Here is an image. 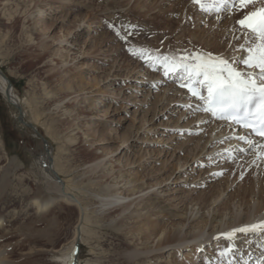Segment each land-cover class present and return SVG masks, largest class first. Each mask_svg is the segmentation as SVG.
<instances>
[{
    "label": "rangeland",
    "instance_id": "374dc122",
    "mask_svg": "<svg viewBox=\"0 0 264 264\" xmlns=\"http://www.w3.org/2000/svg\"><path fill=\"white\" fill-rule=\"evenodd\" d=\"M135 1L141 12L150 7L148 16L130 14ZM260 6L264 0H257L255 7ZM16 9L21 19L12 27L7 10ZM252 9L205 13L193 0H0V69L12 83L25 122L38 130L19 121L0 83V235L9 238L4 248L11 253H1L0 261L52 264L71 242L78 219V208L65 200L71 197L87 210L85 231L98 243L109 242L98 245L91 257L85 241L79 264L264 261V236L226 241L216 223L228 224L257 206V194L249 196L248 204L240 195L247 178L257 191L264 186V168L259 172L264 149L224 144L225 135H215L218 122L200 125L197 114L206 116L201 101L187 96L180 75H165L155 59L162 55L155 51L168 48L180 57L246 56L239 50L244 37L237 21ZM134 29L137 34L130 32ZM128 34L129 39L121 38ZM182 36L189 41L180 42ZM141 49L151 58L141 56ZM42 136L71 197L49 190ZM218 139L221 146L208 151ZM97 157L104 162L91 173ZM114 193L139 198L125 212L104 210L102 198ZM38 198L52 201L46 212L38 208ZM49 223L56 235L46 230ZM177 224L191 236L207 224L205 235L165 246ZM213 232L220 235L204 241ZM121 239L128 246L114 249ZM229 247L232 251L222 255ZM144 250L150 253L124 262L129 253Z\"/></svg>",
    "mask_w": 264,
    "mask_h": 264
},
{
    "label": "snow or ice",
    "instance_id": "6c2138e0",
    "mask_svg": "<svg viewBox=\"0 0 264 264\" xmlns=\"http://www.w3.org/2000/svg\"><path fill=\"white\" fill-rule=\"evenodd\" d=\"M201 11L205 13L234 9L242 11L253 6L251 11L243 14L237 21L244 43L239 50L247 53L238 60L211 55L183 56L177 58L157 56L165 70V75L177 73L182 81L180 86L187 88L191 96L202 102L200 110L210 113L216 119L224 120L244 129H251L252 133L264 138V6L255 7L257 0H193ZM119 35V32L117 33ZM127 39V37H121ZM240 39V37H236ZM141 56L150 54L141 49ZM243 65L244 68H241ZM206 93V94H205ZM250 148L264 149V143H256L247 135H241ZM264 155V152L261 153ZM264 234V221L234 228L222 235L234 241L238 234L247 237L250 233ZM226 248L222 255L230 253ZM70 264H75L76 252L72 253ZM264 264V261L258 262Z\"/></svg>",
    "mask_w": 264,
    "mask_h": 264
},
{
    "label": "bare ground",
    "instance_id": "6f19581e",
    "mask_svg": "<svg viewBox=\"0 0 264 264\" xmlns=\"http://www.w3.org/2000/svg\"><path fill=\"white\" fill-rule=\"evenodd\" d=\"M137 1H135V3H136ZM134 3V5L131 7V10H130V14L131 13H137V14H139V15H141L142 17H145V16H148L149 15V11H150V7L149 6H147V5H145V7L147 8V10H145V11H143V12H141V11H139L138 10V8H140L139 7V5H140V3H136L135 4ZM18 6L19 5H17V8H18ZM27 8V7H26ZM33 8H34V10H36V9H38V2H36L35 1V4H34V6H33ZM142 8H144V7H142ZM141 8V9H142ZM12 10V9H11ZM9 11V10H7L8 11V13H9V19H13V21H11V26L12 27H14L19 21H20V19H21V17H20V14H21V11L19 12L17 9L14 11V12H12V11ZM144 13V14H143ZM33 14H34V12H33ZM33 14H31L30 16H32ZM161 15V14H160ZM13 16V18H10V17H12ZM162 16V15H161ZM156 18V17H155ZM157 19H160V17H158ZM32 21L34 20V19H31ZM160 21V20H159ZM182 23V22H181ZM230 25H231V23H230ZM130 27V26H129ZM150 27V26H149ZM127 29V28H126ZM135 30H137V29H134V30H132V31H130L131 33H133V34H137V32H138V30L137 31H135ZM126 31V30H125ZM171 31V30H170ZM31 34H33V32H32V30H30L29 31ZM129 32V33H130ZM166 33V32H165ZM171 34V33H170ZM173 34V33H172ZM165 35H167V33L165 34ZM134 36H136V35H134ZM125 37V36H124ZM131 37V35H127V38L129 39ZM180 42H182V41H184L185 39H186V41H189L188 40V38H184L183 36L182 37H179V38H177ZM182 40V41H181ZM216 47V46H215ZM171 49V48H170ZM169 48H168V50H160L159 52L158 51H155V52H157L156 54L158 55H160V54H162V55H166V56H169V57H172V58H177V59H179V55H181L180 53H177L176 51H172V50H170ZM215 49V48H214ZM154 52V51H153ZM200 52V51H199ZM222 53V52H221ZM179 54V55H178ZM184 54V53H183ZM200 54V53H199ZM44 55H47V53L46 52H44V54H43V56ZM161 55V56H162ZM185 55V54H184ZM200 55H204L203 53L202 54H200ZM179 56V57H178ZM189 56V55H188ZM207 56V55H206ZM219 56H220V54H219ZM230 57V56H229ZM229 57H224L225 59H229L230 60V62H231V60L233 59V58H229ZM153 60V59H152ZM180 62V61H179ZM178 62V63H179ZM183 62V61H182ZM187 62V61H186ZM240 67L241 68H244V66L243 65H240ZM172 75H174V73H171ZM6 75V74H5ZM7 76V75H6ZM7 78H8V76H7ZM9 79V78H8ZM10 80V79H9ZM0 83L3 85V86H5V88L3 89V94L4 95H6V90H7V86H8V84H7V82L0 76ZM10 83H11V81H10ZM186 91V90H185ZM10 92H11V98H12V101L13 102H16L17 104H18V102L16 101V98H15V96H14V94H13V89H12V83H11V89H10ZM186 92H188V90L186 91ZM189 95V97H192L191 96V93H189L188 92V94H187V96ZM186 96V95H185ZM175 98V97H174ZM173 101V100H172ZM202 104V102L200 103L199 102V105H201ZM19 105V104H18ZM206 116L203 118L202 116H201V114H197V117H196V121H198L199 120V124L200 125H207L210 121H215V122H217L215 119H214V117H212L211 115H210V113H206L205 114ZM215 124V123H214ZM198 125V124H197ZM231 126V125H230ZM227 123H225V122H218V124H216L214 127H215V129H217V134H215V135H225L223 138H224V144L225 143H229V144H233L234 142L238 145V144H240V146L241 147H246V148H250V147H248L249 145L247 144V143H245V144H243L242 143V140H239L238 139V137L239 136H241V135H247L250 139H252V140H254L256 143H264V140H259V139H256V138H253V137H251L250 135H248L245 131H243V130H240V129H238V130H235V128L233 127H230ZM200 127V126H199ZM207 127V126H206ZM231 130H233V132H232V134L234 133V135H231ZM215 132V131H214ZM235 132H237V133H235ZM212 137H214V136H212ZM217 138V137H216ZM209 141V140H208ZM207 141V142H208ZM220 143H221V139H218L216 142L214 141L213 143H211L210 144V147H212L211 149H210V147H209V150L208 151H211L212 152V150L214 149V148H217L218 146V144L220 145ZM206 144V143H205ZM204 144V145H205ZM207 145H205L204 146V150H205V147H206ZM221 146V145H220ZM207 151V152H208ZM219 151V150H218ZM201 154V153H200ZM256 156V155H255ZM46 158L48 159V155L46 154ZM102 157H97V159L96 160H99L98 162H93V164L91 165V173H93V172H95L101 165H102V163L104 162V160L103 159H101ZM249 160V159H248ZM252 158H250V162H252ZM54 164V163H53ZM48 165H49V159H48ZM47 168H48V166H47ZM263 166H261L260 167V169H259V172L260 171H262L263 170ZM54 169V168H53ZM47 171H50L49 169H47ZM50 173L51 172H48L47 173V175L49 176V177H51L50 179H51V181L49 182V190H53V191H56V192H58V193H62V195H64V197H62L61 195V197L62 198H65L66 196L68 197V196H70V195H68L69 194V190H67V187H65V189H64V184H63V181H62V183H60V182H58L57 180H56V177L52 174V176H54V178H55V180L57 181V182H54V181H52V179H53V177L50 175ZM56 174H57V172H56ZM6 175H8L7 173L3 176V178L4 179H6L5 177H6ZM58 175V174H57ZM2 178V179H3ZM248 180V181H247ZM247 180H245V182H244V185H243V188H244V191L241 193V195L240 196H242L241 197V201L243 202V203H246V204H248L249 203V196L250 195H254V194H257L258 195V204H257V206H255V207H252L250 210H248L247 211V213L245 214V215H243V216H241V215H236V216H233V217H231V219H230V222L228 223V224H226V223H223V220H221V219H216V223H218L219 224V228L221 227V230L222 231H224L225 233L226 232H229V231H227V229H229V228H238V227H242V226H245V225H251V224H254V223H259V222H261V221H264V186L263 187H260V189L257 191L256 189V187H255V185L253 184V183H249L250 182V180L247 178ZM5 185H6V183H3L2 184V187H5ZM52 186H53V189H52ZM65 190H66V192H65ZM145 190V189H144ZM71 197V196H70ZM60 198V197H59ZM72 198V200H70V199H65L66 200V202H68V204L69 205H71V206H73V207H75V208H78L77 210H78V219H77V222H76V225H75V227H74V233H73V236H72V240H71V242L68 244V246H66V248L63 250V251H59V253H57V255L56 256H54V258L51 260V263L52 264H70V260H71V252H72V250H73V248L75 247V245H76V243L79 241L80 242V247H81V245L83 244L84 245V243H85V241H86V244L88 245V247H90V254H91V257L92 256H95L96 254H97V249H98V245H101V246H106L107 245V242H108V240L106 239V240H101V242L100 243H98V241H97V237L94 235V234H92V233H89L87 230L85 231V228H84V226H85V223H86V220H88V218H87V210H86V208H85V206L83 205V202L79 199V198H77L78 200H76V198L74 199L73 197H71ZM139 198V197H138ZM138 198H133V199H130L129 200V197H122L121 195H120V193H114V194H112V195H110V196H108V197H104V198H102V204H103V208H104V210H114V212L115 211H120V212H125V211H127V210H129L130 208H131V206L133 205V204H135L136 203V201H137V199ZM37 200H39V198L37 199ZM5 202V199H3L2 200V203H4ZM51 203H52V201L49 199V200H42V199H40L39 201H37L36 202V204H37V206H38V208H40L43 212H46L48 209H49V207H50V205H51ZM139 204V203H138ZM138 206V205H137ZM1 220V219H0ZM88 223V222H87ZM206 226H207V224H205L204 226H203V228L200 230V233L199 234H194V235H192L191 236V233H188V234H184L182 231L184 230V224H177V225H175V226H173V228H171V234H169V236L168 237H166V239H167V242H166V244H165V246H168V245H172V246H176V245H184L185 243H186V241H187V239H190V240H192V241H196V240H199V239H201L204 235H205V228H206ZM38 229H36V228H34V230L33 231H37ZM46 230H48V231H50L49 232V234L50 233H54V235H56V233H57V228H54L53 227V225L51 224V223H49V224H47L46 225ZM32 233V232H31ZM223 233V232H222ZM84 234H85V236H86V238H85V236H84ZM250 234H253V235H257V236H264V234H262L261 232H256V233H250ZM187 235H189L190 237L188 238L187 237ZM220 235V232H216V233H211V234H208V236H207V238L204 240V241H210L212 238H215L216 236H219ZM222 235V234H221ZM242 236H244V235H242V234H238V237H242ZM8 237H4V235L2 234V235H0V250L1 249H4L5 250V248H4V246L7 244V242H8ZM225 239V238H224ZM47 241H48V239H47ZM218 241V240H217ZM226 241H230V240H228V239H226ZM232 242V241H231ZM46 243V242H45ZM54 244H55V242H53ZM95 243H97V245L95 244ZM109 243V242H108ZM48 244H52V242L51 241H49L48 242ZM54 244H52L51 246H54ZM264 244V243H263ZM94 245V246H93ZM112 245V244H111ZM93 246V247H92ZM122 246H128V244H127V242L126 241H124V240H120V241H118V243L114 246V249H117V248H120V247H122ZM4 250L3 251H0V254L1 253H5V254H11L10 252H6V250H5V252H4ZM14 253V252H13ZM12 253V254H13ZM150 253V251L149 250H144V252H142V251H135V252H132V253H129L128 255H126V257H125V259H124V262H126V263H133V261L134 260H137V258H139L140 256H142V255H147V254H149ZM252 253V252H251ZM110 255V254H109ZM108 258H109V256H108ZM77 260H78V258H77ZM248 260V259H247ZM135 262V261H134ZM236 262H238V263H241V260L239 261V260H237ZM244 262V260L242 261V263ZM224 263H228L227 261H225ZM237 263V264H238ZM245 264H247L246 262H244ZM0 264H7V263H5V262H2V261H0ZM78 264H79V262H78ZM258 264V263H257Z\"/></svg>",
    "mask_w": 264,
    "mask_h": 264
},
{
    "label": "water",
    "instance_id": "95a60500",
    "mask_svg": "<svg viewBox=\"0 0 264 264\" xmlns=\"http://www.w3.org/2000/svg\"><path fill=\"white\" fill-rule=\"evenodd\" d=\"M0 76L7 82L8 86H7V90H6V98L8 100V102L13 105L14 107H16L19 111V121L24 124L25 126L32 128L35 132H38V130L36 129V127L34 126V124H30V123H26L24 120V114H23V110L21 108L20 105H18L16 102L12 101L11 98V83L10 80L7 78V76L5 75V73L2 71V69H0ZM42 142H43V147H44V151L45 153L48 155V159H49V165L48 168L50 170V172L56 177V180L60 183H62V179L56 174V171L53 169V158H52V151L49 145L48 140L45 137H41ZM75 250L76 252V257H75V264H78V254L80 251V242L78 241L75 245V247L73 248L72 252H71V260L73 259L72 253ZM70 260V261H71Z\"/></svg>",
    "mask_w": 264,
    "mask_h": 264
}]
</instances>
